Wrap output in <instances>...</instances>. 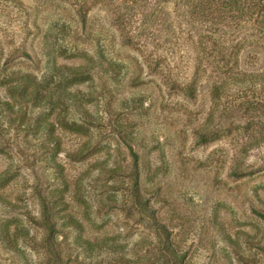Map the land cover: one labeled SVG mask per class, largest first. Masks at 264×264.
<instances>
[{
  "label": "rangeland",
  "instance_id": "1",
  "mask_svg": "<svg viewBox=\"0 0 264 264\" xmlns=\"http://www.w3.org/2000/svg\"><path fill=\"white\" fill-rule=\"evenodd\" d=\"M20 1L0 10V99L13 105L0 108V264H49L40 196L71 218L55 225L61 264H264V219L254 211L264 212V169L255 170L264 146L239 153L249 132L234 126L215 139L211 81L194 72L197 52L178 39V18L170 28L134 16L142 22L128 43L101 2ZM59 18L67 55L42 42L59 35ZM154 50L169 57V75L152 71ZM63 65L86 67L78 76L57 72ZM191 75L189 98L179 82ZM17 82L26 103L7 92ZM50 91L52 106L34 103ZM238 156L252 173L231 174Z\"/></svg>",
  "mask_w": 264,
  "mask_h": 264
},
{
  "label": "trees",
  "instance_id": "2",
  "mask_svg": "<svg viewBox=\"0 0 264 264\" xmlns=\"http://www.w3.org/2000/svg\"><path fill=\"white\" fill-rule=\"evenodd\" d=\"M100 2L101 7L110 10L114 22L121 27L123 34L125 31L126 36H123L128 43L132 42L133 37H138V28L142 22L136 21L134 16L142 19L150 17L156 21L157 26L170 28L175 25L172 19L178 18L176 24L179 27L174 28L178 39L183 36L186 45L197 52L194 72H199V76L202 74L211 81L210 95L214 105L212 121L217 127L213 133L215 139L228 137L230 134L224 127L234 126L241 128L245 133L249 132L246 138L238 139L239 153L248 154L264 146V0H93L92 6ZM21 5L20 0H0V10ZM88 8H85V1H81L77 5L79 16L83 18ZM44 20L45 17L42 24H45ZM51 27L58 29L59 35L51 38L49 33H45L42 36L44 47L59 49L63 55H67L70 50L62 48L60 40L67 36L65 33H68V24L59 18ZM155 31L157 30L150 32L153 39H156L153 34ZM149 35L147 33V38H151ZM154 51L146 56L151 62L152 71L168 72L169 75L173 70L166 63L169 57L162 51ZM183 51L185 54L188 53V48ZM103 57L104 54L101 52V58ZM85 67L68 68L63 65L58 66L56 70L78 72L79 76L83 74L81 71ZM140 73L138 71L133 80H137ZM192 76L185 82H179L180 90L189 98L193 97L194 87L198 81V78ZM173 80H178V74L174 75ZM5 85H8L9 96L17 95L21 101L25 103L28 101L27 92L20 82ZM55 89H60V86H55L53 91ZM36 94L33 101L37 106H52V91L40 97ZM1 107L9 110L13 105L0 99ZM254 167V163L243 166V158L238 156L231 164V174L239 177L243 169H251L249 173H252ZM263 169L264 163L255 168L258 172ZM6 174V171L0 173V183ZM57 209L56 200L50 203L40 196V224L44 230L41 246L47 254L49 264L62 263L59 242L54 234L57 231L55 225L62 219L71 220L68 215L61 216ZM254 211L264 219V212ZM153 227L156 232L166 234L165 227L155 220ZM23 233L27 238L28 232Z\"/></svg>",
  "mask_w": 264,
  "mask_h": 264
}]
</instances>
